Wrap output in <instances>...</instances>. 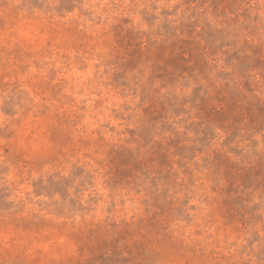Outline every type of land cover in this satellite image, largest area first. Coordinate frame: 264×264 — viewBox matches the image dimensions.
Returning a JSON list of instances; mask_svg holds the SVG:
<instances>
[{"label": "rangeland", "instance_id": "1", "mask_svg": "<svg viewBox=\"0 0 264 264\" xmlns=\"http://www.w3.org/2000/svg\"><path fill=\"white\" fill-rule=\"evenodd\" d=\"M0 264H264V0H0Z\"/></svg>", "mask_w": 264, "mask_h": 264}]
</instances>
